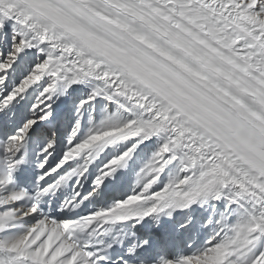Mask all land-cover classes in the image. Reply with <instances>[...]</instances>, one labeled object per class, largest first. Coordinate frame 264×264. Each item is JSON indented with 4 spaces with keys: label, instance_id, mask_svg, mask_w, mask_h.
Segmentation results:
<instances>
[{
    "label": "snow or ice",
    "instance_id": "obj_1",
    "mask_svg": "<svg viewBox=\"0 0 264 264\" xmlns=\"http://www.w3.org/2000/svg\"><path fill=\"white\" fill-rule=\"evenodd\" d=\"M0 264H264V0H0Z\"/></svg>",
    "mask_w": 264,
    "mask_h": 264
}]
</instances>
